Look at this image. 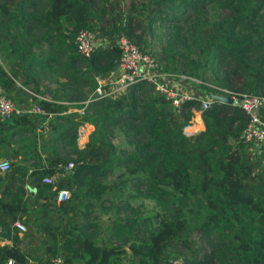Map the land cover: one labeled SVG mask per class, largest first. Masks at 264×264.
<instances>
[{
    "label": "trees",
    "instance_id": "1",
    "mask_svg": "<svg viewBox=\"0 0 264 264\" xmlns=\"http://www.w3.org/2000/svg\"><path fill=\"white\" fill-rule=\"evenodd\" d=\"M83 29L125 35L161 72L201 81L202 94L264 96V0H0V87L43 112L0 120V158L9 160L0 240L11 241L0 245V264L57 256L67 264H264V166L243 141L244 111L218 100L173 107L137 81L118 96H92L80 117L67 112L61 101L84 100L119 56L116 46L79 54L73 40ZM191 108L203 128L187 133ZM83 123L92 130L80 147ZM67 162L55 183L41 182ZM60 188L69 195L55 203ZM123 188L150 199V212L131 207Z\"/></svg>",
    "mask_w": 264,
    "mask_h": 264
},
{
    "label": "built area",
    "instance_id": "2",
    "mask_svg": "<svg viewBox=\"0 0 264 264\" xmlns=\"http://www.w3.org/2000/svg\"><path fill=\"white\" fill-rule=\"evenodd\" d=\"M73 44L76 47V51L84 57L90 56L94 48L99 47L108 48L116 46L119 51L115 67L107 74L106 77H100V79L99 77L97 78V87L90 95L79 102L61 101L62 104L66 105L67 112H74L78 117L85 113L86 107L88 106L92 96H95L94 98L102 96H118L126 92L127 89L137 81L152 84L154 90L162 95L163 98L173 107H179L185 100H199L200 109H205L210 101H216V99L210 97L208 94H202L198 89H194L196 87L187 82L191 81L193 84H196L197 79L189 76L186 77L187 75L184 74L174 75L172 73L161 72L158 64L153 60V58L139 50V48L123 34H117L111 38L101 37L99 40H95L93 32L83 29L77 33L73 40ZM185 83H187V85ZM196 85L198 87V84ZM222 91L227 94L225 96L231 98V103L243 110L248 117L247 127L242 134L244 143L249 145L253 141H262L264 139V124L260 120L258 111L264 106V96H255L246 93L229 94L228 91L224 89ZM27 92H29L31 96L40 98L37 94L30 91ZM200 109L195 110L191 108V111L193 113L198 112L200 114ZM24 110L43 113L39 107L33 106V104H29V106ZM24 110L17 107L10 98L6 97L0 87V120L8 118L12 114ZM80 134L77 130L76 143L78 144L82 142L79 139ZM83 144L80 147H82ZM258 165L264 166V154L258 160ZM71 167L72 162H67L64 166L61 163H58L55 167V172L49 176L42 177L41 182L53 184L61 171L66 172V170H69ZM8 170L9 160H0V172ZM68 195L69 193L67 189L60 188L56 191L54 202L59 203L64 201ZM12 226H14L20 233L26 230L25 225L19 220H14L12 222ZM2 264L21 263L16 262L13 258H6ZM48 264L67 263L64 262L61 257L57 256L51 258ZM167 264L184 263L180 258H176L169 260Z\"/></svg>",
    "mask_w": 264,
    "mask_h": 264
},
{
    "label": "rangeland",
    "instance_id": "3",
    "mask_svg": "<svg viewBox=\"0 0 264 264\" xmlns=\"http://www.w3.org/2000/svg\"><path fill=\"white\" fill-rule=\"evenodd\" d=\"M93 34H94V39H95V40H99V39L101 38L100 35H98L95 31L93 32ZM106 42H107V41H106ZM151 42L154 44V46L157 45L158 40H157V35H156V34H155V36L151 39ZM108 43H109V42H108ZM108 43H107V44H108ZM149 55L153 58V60L158 64V66H159V68H160V63L157 62L156 57H155L153 54H151V53H149ZM51 76H52V75H51L50 73H45V72L39 73V78L41 79L40 82H41L43 85H48V84H50L49 86H50V87H53V84H51L53 80L50 79ZM183 76H184V75H183ZM52 77H53V76H52ZM186 77H188V76H186ZM99 79H100V77H99ZM195 79H196V78H195ZM187 82H189V83H191L193 86H195L196 88H194V89L197 90L198 87H197L196 84H198V86H199L201 81H199V80L197 79V83H196V84H195V83L193 84L191 81H187ZM185 84L187 85V83H185ZM180 85H181V84H180ZM209 96L212 97V95H209ZM15 104H16V106L19 107V108L24 106V104H17V102H15ZM24 108H27V107H23L22 109H24ZM83 125H84V123H83L81 126H79L78 129H79V128L81 129V127L84 128ZM89 125H90V124H89ZM87 127H88V126H87ZM91 127H92V125H91ZM88 128H89V127H88ZM184 131L187 132V133H189L190 130H188V129L185 127V128H184ZM82 136H83V135H82ZM86 139H87V137H86ZM4 159H6V158H3V157L0 158V160H4ZM6 160H8V159H6ZM122 193H123V196L126 197L128 203H129V205H130L131 207H137V206H139V207H141L140 209H141L142 212H146L147 214L150 212V210H151V208H152V206H153V203H152V201H151L150 199L136 196V195L134 194V191H133L131 188H123V189H122ZM109 215H110L111 217H113V216L115 215L114 211L110 210V211H109Z\"/></svg>",
    "mask_w": 264,
    "mask_h": 264
},
{
    "label": "crops",
    "instance_id": "4",
    "mask_svg": "<svg viewBox=\"0 0 264 264\" xmlns=\"http://www.w3.org/2000/svg\"><path fill=\"white\" fill-rule=\"evenodd\" d=\"M23 107H28V104H24ZM23 107H20V108H23ZM24 109H26V108H24ZM258 112H259L260 120L264 124V106L261 107ZM186 128L188 130H190L189 131L190 133H194V132L199 131V130H201L203 128L202 121H201V118H200V114L198 112H194L193 113V116H192L191 121H190V125H188ZM91 130H92L91 125H89L87 123L84 124V128L81 127V129L80 128L78 129L79 134L81 132L79 139L82 142L79 143V144L77 143V145L81 146L83 143H85V141L87 140L86 137H87V135L89 134V132ZM246 148H247V151L251 154V156H253L254 160L258 162V160L264 154V139L262 141H258V142H254L253 141L249 145H246ZM32 191L33 190L29 189L28 192H32ZM15 220H19V219H15ZM18 234H21V233L18 232ZM10 242L11 241L9 239H2V240H0V245H2V244L9 245ZM22 247L25 250H28L30 248V245L23 243Z\"/></svg>",
    "mask_w": 264,
    "mask_h": 264
},
{
    "label": "water",
    "instance_id": "5",
    "mask_svg": "<svg viewBox=\"0 0 264 264\" xmlns=\"http://www.w3.org/2000/svg\"><path fill=\"white\" fill-rule=\"evenodd\" d=\"M212 98L219 100L221 102L227 103V104H231L232 100L230 97L227 96H222V95H212Z\"/></svg>",
    "mask_w": 264,
    "mask_h": 264
}]
</instances>
